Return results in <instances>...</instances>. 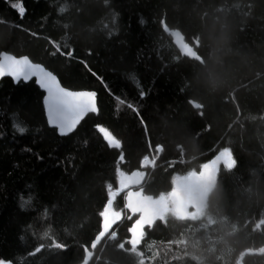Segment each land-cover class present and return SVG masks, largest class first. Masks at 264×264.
Returning <instances> with one entry per match:
<instances>
[{
    "label": "trees",
    "instance_id": "obj_1",
    "mask_svg": "<svg viewBox=\"0 0 264 264\" xmlns=\"http://www.w3.org/2000/svg\"><path fill=\"white\" fill-rule=\"evenodd\" d=\"M173 29L199 60L180 54ZM1 51L27 55L72 90L96 91L98 113L59 136L34 80H0V258L264 264V0H0ZM222 149L232 165L203 208L158 218L134 238L138 216L117 191L119 173L142 170L140 195L153 200ZM145 157L152 167L141 168ZM110 193L121 218L101 236Z\"/></svg>",
    "mask_w": 264,
    "mask_h": 264
},
{
    "label": "snow or ice",
    "instance_id": "obj_2",
    "mask_svg": "<svg viewBox=\"0 0 264 264\" xmlns=\"http://www.w3.org/2000/svg\"><path fill=\"white\" fill-rule=\"evenodd\" d=\"M17 8L16 4L12 5ZM18 14L22 17L26 9L22 3L17 8ZM67 57H73L74 50L66 49L63 53ZM90 71V69H89ZM95 75V73H92ZM11 77L13 82L20 81L28 82L35 78V84L43 90V104L47 112V123L56 126L60 135L71 133L77 128L81 120L89 113H98L96 103L97 93L91 90H72L63 86L61 80L43 65L33 63L28 56H13L8 54H0V78ZM145 95L140 93L141 98ZM132 107V105H129ZM137 113L139 109H134ZM141 123H143L142 117ZM99 133L110 147L119 149L121 142L104 126L96 125ZM18 131L23 134L25 128L20 127ZM29 150L30 149H26ZM39 158V157H38ZM122 157H118V164ZM111 196L108 197L104 208L100 211L101 226L108 213H116L117 210L108 202ZM23 207V205H21ZM105 209L107 211H105ZM56 247L63 248L65 246L57 244ZM0 264H12L10 260L0 258Z\"/></svg>",
    "mask_w": 264,
    "mask_h": 264
},
{
    "label": "water",
    "instance_id": "obj_3",
    "mask_svg": "<svg viewBox=\"0 0 264 264\" xmlns=\"http://www.w3.org/2000/svg\"><path fill=\"white\" fill-rule=\"evenodd\" d=\"M170 37H171L172 43L174 44V46L177 48V50L180 52L181 55L186 56L191 59H195V60L200 59L197 52L194 51L195 50L194 46L185 40L184 35L179 30L177 29L171 30ZM0 54H8V55H13L17 57L27 56V55H15L7 51H1ZM33 63H38V62H33ZM38 64H41V63H38ZM8 78H10L13 81L11 77H8ZM1 79L2 78H0V80ZM32 80H34V83H35V78H32ZM20 81H23V80L21 79ZM18 82L19 81H16L13 83H18ZM40 90L43 93L42 94V107H43L45 120L47 123V112L43 104V95H45L46 93H44L42 89ZM81 90H89V89H81ZM91 91H94V90H91ZM96 103H97V96H96ZM47 125L50 128H54L56 130V133L59 136H66L70 134L68 133L66 135H60L56 126L49 125L48 123ZM73 131H75V129ZM230 165H232L231 154L227 149H222L219 152H216L207 161H205L200 166L198 171H193V172L188 173L187 175L176 178L173 182L172 189L168 193V200L171 203V205L174 207L175 211L178 214L183 215V216H189V215H194V214L196 215L203 208L208 198V195L210 194L211 190H213L215 183H216L217 175L220 171V168L222 166H230ZM145 179H146V174L142 170H139V169L134 170L133 172L127 175V181H126L125 187L123 188V190L127 192L125 195V202H126L125 207L126 208L128 209L131 208V205L133 204L135 200L133 198V194H135L136 192L140 194L139 188L143 185V183L145 182ZM103 234L104 232L101 234V236Z\"/></svg>",
    "mask_w": 264,
    "mask_h": 264
},
{
    "label": "rangeland",
    "instance_id": "obj_4",
    "mask_svg": "<svg viewBox=\"0 0 264 264\" xmlns=\"http://www.w3.org/2000/svg\"><path fill=\"white\" fill-rule=\"evenodd\" d=\"M126 181H127V175L124 173H119V187L117 191L125 187ZM110 196H111V200H109V203H111V201L113 200L114 197L113 193H110ZM132 206H133V211H138L139 209L142 210L137 214L138 219L136 220L132 229L134 238L139 236L143 225L151 224L154 220L158 218L164 219L169 214H173V215L178 214L175 211L174 207L169 202L168 195H162L157 199H153L147 202L138 203L135 201ZM105 211L107 210L105 209ZM120 218H121L120 212L108 213V215L105 216L103 221L104 233H107L110 227L113 225V223L119 220ZM110 236L112 237L113 234Z\"/></svg>",
    "mask_w": 264,
    "mask_h": 264
},
{
    "label": "flooded vegetation",
    "instance_id": "obj_5",
    "mask_svg": "<svg viewBox=\"0 0 264 264\" xmlns=\"http://www.w3.org/2000/svg\"><path fill=\"white\" fill-rule=\"evenodd\" d=\"M133 198L135 199L136 202L140 203V202H147V201H150L149 199L147 198H144L142 195H140L139 193H135L133 194ZM147 200V201H146ZM142 210L139 209L138 211H131L132 213H136L138 214L139 212H141Z\"/></svg>",
    "mask_w": 264,
    "mask_h": 264
},
{
    "label": "bare ground",
    "instance_id": "obj_6",
    "mask_svg": "<svg viewBox=\"0 0 264 264\" xmlns=\"http://www.w3.org/2000/svg\"><path fill=\"white\" fill-rule=\"evenodd\" d=\"M86 116H87V115H86ZM86 116H85V117H86ZM141 168H142V167H141Z\"/></svg>",
    "mask_w": 264,
    "mask_h": 264
}]
</instances>
